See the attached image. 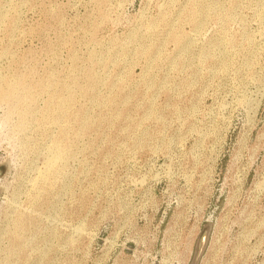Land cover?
I'll return each mask as SVG.
<instances>
[{"label":"rangeland","instance_id":"rangeland-1","mask_svg":"<svg viewBox=\"0 0 264 264\" xmlns=\"http://www.w3.org/2000/svg\"><path fill=\"white\" fill-rule=\"evenodd\" d=\"M0 264H264V0H0Z\"/></svg>","mask_w":264,"mask_h":264}]
</instances>
